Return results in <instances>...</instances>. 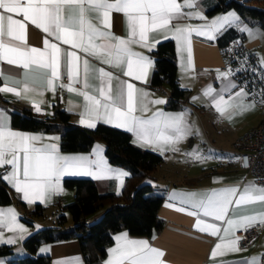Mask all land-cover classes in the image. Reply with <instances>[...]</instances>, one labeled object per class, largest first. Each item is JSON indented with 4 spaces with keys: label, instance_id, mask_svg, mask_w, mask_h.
<instances>
[{
    "label": "snow or ice",
    "instance_id": "6c2138e0",
    "mask_svg": "<svg viewBox=\"0 0 264 264\" xmlns=\"http://www.w3.org/2000/svg\"><path fill=\"white\" fill-rule=\"evenodd\" d=\"M195 7L196 0H0V61L25 70L24 81H15L20 85L19 89L5 84L0 86V93H12L19 98H28L30 92L43 95L41 88L55 93V82L66 74L70 83H61L59 86L77 92L85 102L82 115L87 119L82 118L81 124L94 128L95 121L103 119L106 123H114L116 127L135 133L138 139L148 144H175L186 138L190 131L183 124L182 114L165 115L158 110L148 119L135 114L138 110L148 111V103H165L163 99L147 101L149 94L137 89L129 81H123L120 90L113 95L111 81L114 74L103 67L96 69L102 85L98 89L99 96L90 94L86 90L89 87V61L86 58L82 61L84 90L73 87V84L81 83V52L109 67L120 68L124 76L146 83L153 62L143 53L134 51L132 46L151 51L160 42L154 35L156 33L162 34L164 39L170 38L168 33H171V38L182 46L181 50L186 48L191 66L190 36L193 32L211 40L214 39V33L225 25L240 19L234 13H229L199 27L180 23L185 18L206 19L198 11H184L185 8ZM113 13H122L126 17L127 37L117 36L112 31ZM26 22L46 34L43 49L27 45ZM241 31L248 32L249 36L255 35L247 26L242 27ZM53 40L60 43H54ZM61 44L69 45L74 51L62 50ZM261 64L264 66V60ZM33 70L40 71L44 81L42 85L29 83ZM217 72L228 83L215 95V89L211 87L204 92V95L212 97L211 104L217 112L231 118L237 111L254 106V102L245 105L240 100L248 95L243 88L225 99L223 92L237 87L228 79L234 73L231 68L223 72L217 69ZM196 99L193 97L194 101ZM34 107L37 112L41 111L38 104H34ZM39 140L40 136L13 130L6 110H0V168L4 169L0 172V181L22 194L21 198L29 204L35 201L43 203L47 196L57 193L60 190V178L64 175H90L101 179L114 171L103 166V161L99 159V145L95 149L98 159L91 161L86 156L61 155L55 144L37 147L36 142ZM191 155L201 158L198 152ZM93 163L97 165L95 172L91 168ZM116 175L120 178L127 173L116 172ZM189 196L195 197L196 194ZM186 202L203 216L227 224L223 228L224 236L220 237V242L215 244L210 254L213 259L218 255L243 251L239 244L241 237L235 235L237 230L247 231L257 224L264 225V210L255 215H239L233 211L256 202L264 204V187L254 184L247 185L242 191L229 187ZM188 215L198 216V213L188 212ZM234 216L238 218H232ZM0 227L21 234L20 239H23L22 234L27 231L18 223L17 214L12 208H0ZM194 227L211 236H220L221 233L216 223L199 218ZM228 236L232 238L226 241L225 237ZM115 239L118 244L109 250L111 258L105 264H167L163 259L164 251L150 246L146 240H129L126 233ZM0 242L14 243L15 239ZM242 264H260V261L253 257L245 259Z\"/></svg>",
    "mask_w": 264,
    "mask_h": 264
},
{
    "label": "crops",
    "instance_id": "0c3cea01",
    "mask_svg": "<svg viewBox=\"0 0 264 264\" xmlns=\"http://www.w3.org/2000/svg\"><path fill=\"white\" fill-rule=\"evenodd\" d=\"M214 3L215 0H196L195 8H185L184 11H198L206 19L185 18L180 21V23L199 27L201 25L210 24L211 21L217 17H223L228 14L226 10L209 12L208 8L214 5ZM238 17L240 18L239 21H232L230 24L225 25L224 28L230 25H236L240 29L244 26L252 29L253 33H255L254 36H249V33L244 31V44L247 47H255L256 49L260 42V34L256 23H249L246 20H242L239 14ZM14 18L23 19L21 16H14ZM26 23L27 45L43 49V39L46 34L31 23ZM173 23L175 24L176 21H173ZM112 31L117 36L127 37L126 17H124L122 13H113ZM219 32L214 33V39L211 40L208 39L207 36L196 35L195 32L192 33L190 36L192 53L191 66L188 63L186 48L181 50L182 46L178 45L177 41L173 39L176 47L178 78L181 85L188 89L183 104L177 108H169L166 106L168 88L165 84L161 87L152 86L151 74L154 66L153 63L148 70L147 82L145 83L124 76L120 68L109 67L92 56L86 57L84 53H79L81 56V83H75L73 87L84 90L82 61L86 58L89 61V72L87 76L89 87L86 90L90 94L96 95L97 97L99 96L98 89L102 85L101 78L96 69L103 67L105 70L114 74V78L111 81L113 95L120 90L123 81H129L133 83L137 89H141L149 94L147 101L156 99H163L165 101V103L158 105L148 103V111L141 112L138 110L135 113L137 116L148 119L158 110L165 115L176 116L182 114L183 124L190 130L187 137L181 139L179 142L175 144L161 143L160 145L148 144L141 141L135 133L131 132L133 139L137 143L164 155L163 162L159 164L150 175L142 179V182H149L160 188L159 190L164 193V199L159 208V214L164 219V224L159 231L151 236L132 235L126 228L117 230L114 233V240L107 247L106 254L100 264H105V262L111 258L109 250L115 248L118 244L115 237L125 233L129 240H146L149 242L150 246L164 251L165 256L163 259L167 261V264H242L245 259L250 260L253 257L257 258L260 264H264V262L260 260L264 253V229L251 245L240 246L243 251L226 253L222 256L218 255L214 259L210 258L215 244L220 242L221 236H224L223 228L227 227V224L222 221H215L211 217L203 216L202 213H199L198 209L193 208L190 203L186 202L188 199H199L203 195H209L229 187H236L241 191L249 184H254L257 187H264L262 184L256 182L252 175L240 166L239 157L235 154L233 146V141L238 135L256 126L264 116L261 115L260 118L251 125L247 124L244 122L245 120L242 119L246 116L245 110L237 111L229 118L227 115H221L216 111L215 107L211 104L212 97L204 95L205 90L209 87L215 89L213 93V95H215L221 92L228 83V80L219 77L217 69L223 72L231 68L234 73V69L226 62L222 48L217 42L216 37ZM154 35L159 40L164 39L162 34L156 33ZM168 35L171 38L172 34L168 33ZM49 39L52 40L51 37H49ZM53 42L60 43L55 40H53ZM60 46L64 51H74L69 45L61 44ZM132 47L134 51L143 53L153 62L151 52L155 47H153L151 51L137 45H133ZM0 72H2V75H0V86L6 84L7 86L17 87L19 89L20 85L16 84L15 81H24L25 70L15 65H9L6 61H0ZM115 77H119V79ZM228 79L235 83L237 87L224 91L223 95L225 99H227L229 95L234 96L240 88L244 89L246 87L235 74L231 75ZM33 82L37 86L44 83L39 70H33L30 74L29 83ZM55 83V93L46 88H41L43 95L30 92L28 98H19L12 93H0V110H6L10 120V127L15 131L40 136L41 140L36 142L37 147L49 144L57 145L59 153L64 156H86L91 161H96L98 156L95 149L96 146L99 145V159L103 161V166L111 168L114 171L113 173L106 174L105 178L101 179H96L90 175H64L59 181L60 190L57 193L47 196L43 203L35 201L29 204L21 198L22 194H18L14 190L16 195L25 202L27 208H34L37 203L47 204L46 209L54 208L58 198H60V200L71 199L74 196L75 188L65 184L64 179L66 177H91L97 181H101L103 187L106 188L109 186L110 189L120 192L124 186L126 176L118 178L116 172L128 174V169L125 166L113 164L109 161L105 153V141L101 138L95 139L92 145L85 150H64L60 146V133L58 131L23 129L13 125L9 107H27L40 115H53L58 107H63L70 111L72 121L80 123L82 118L87 119L86 116L82 115L84 113L85 104L83 97L78 95L77 92H71L68 91L66 87L61 88L59 86L61 83L64 85L70 83L66 74L62 75L61 79L57 80ZM253 88L254 90L256 89L257 97L264 96L263 83H257ZM249 92L251 93V90H249ZM2 96L5 99H1ZM193 97L197 99L194 101ZM6 98L13 101H6ZM240 100L247 105L252 99L248 94L246 97H241ZM34 104L39 105L41 108L40 112L35 110ZM99 121L104 120L98 119L95 121V124ZM111 124L114 125V123ZM83 125L87 126V124ZM194 152H198L201 158L197 159L195 155H191V153ZM91 168L94 172L97 171V165L95 163L91 165ZM3 171L4 169L0 168V172ZM189 194H196V196L190 197ZM0 208L14 209L17 214L18 223L27 229V231L22 234L23 239H20L19 236L21 234L10 232L6 227H0V241H6L9 238L15 239L14 243H10L13 252L8 255H0V264H8L10 257L30 253L23 245L24 238L33 230L46 223L42 220L44 214L34 216L31 222L25 219L23 216L24 210L16 200L8 203L0 202ZM181 208L185 210L180 211L179 209ZM261 210H264V204L260 202L244 205L239 209H233V211L238 212L239 215H255ZM188 212H197L198 216L188 215ZM101 213L102 210L97 211L91 218L97 217ZM198 218L209 223H216L221 228L220 236H211L208 233L197 230L194 225ZM232 218L238 217L234 216ZM238 231L239 230L235 232L236 236ZM231 238V236H228L225 237V240L227 241ZM42 249H45V251H41ZM37 252L49 253L50 264H88L84 257L81 244L79 240L75 238L42 242L38 246Z\"/></svg>",
    "mask_w": 264,
    "mask_h": 264
},
{
    "label": "trees",
    "instance_id": "16d2710c",
    "mask_svg": "<svg viewBox=\"0 0 264 264\" xmlns=\"http://www.w3.org/2000/svg\"><path fill=\"white\" fill-rule=\"evenodd\" d=\"M263 3V4H262ZM235 9L242 20L258 23L264 33V0H215L208 8L209 12ZM222 52L228 50L230 40L239 39L244 43L245 32L236 25H230L220 31L216 37ZM244 47L250 54L253 63L258 66L255 47ZM153 70L151 84L168 88L166 106L177 108L187 96L188 89L183 87L177 74L176 47L172 38L162 39L151 52ZM235 59L231 62L236 64ZM234 74L240 81L246 78L243 70L232 65ZM251 79L246 86L253 89L257 83H264V76L256 71H248ZM3 98V96L1 97ZM6 101L13 100L6 98ZM14 126L44 131H58L60 146L64 150H85L93 141L101 138L105 141V153L113 164L125 166L128 174L122 190L116 192L101 185L91 177H66L65 184L75 188L74 196L69 200L57 199L55 225H43L29 233L23 240V245L30 253L12 256L8 264H50L49 253H38V246L45 241L78 239L88 264H100L106 254L107 247L114 240V233L122 228L128 229L132 235L151 236L159 231L164 219L159 214V208L164 199V193L158 187L142 179L150 175L163 162L164 155L158 151L137 143L131 132L116 127L111 123L99 121L94 128L71 120V113L63 107H58L53 115H40L27 107H9ZM16 200L23 208V216L29 222L34 216L43 215L47 204L37 203L34 208H27L25 202L7 183L0 181V202L8 203ZM102 213L91 216L97 211ZM71 220V223L68 221ZM13 252L10 243H0V255Z\"/></svg>",
    "mask_w": 264,
    "mask_h": 264
},
{
    "label": "built area",
    "instance_id": "2783aa9c",
    "mask_svg": "<svg viewBox=\"0 0 264 264\" xmlns=\"http://www.w3.org/2000/svg\"><path fill=\"white\" fill-rule=\"evenodd\" d=\"M228 64L236 65L239 70H243L246 78L240 81L247 84L251 79L248 71L253 69L258 75H262L260 68L253 63L249 52L244 47V43L239 39L230 40L228 50L224 53ZM232 59L237 60L236 64L231 62ZM240 80V79H239ZM253 94V89L251 90ZM235 154L239 157L240 166L250 173L253 179L264 186V118L260 122L238 135L233 141ZM264 229V225L257 224L249 228L247 231L239 230L237 236H240V246L251 245ZM260 260L264 262V253Z\"/></svg>",
    "mask_w": 264,
    "mask_h": 264
},
{
    "label": "rangeland",
    "instance_id": "374dc122",
    "mask_svg": "<svg viewBox=\"0 0 264 264\" xmlns=\"http://www.w3.org/2000/svg\"><path fill=\"white\" fill-rule=\"evenodd\" d=\"M229 13H234L236 16H238V12L235 9H228L226 10ZM256 26L258 28V32L260 34V42L256 48V53H257V63H258V67L260 68V70L262 71V74L264 76V66H262L261 61L264 60V33L262 31L261 26L256 23ZM245 85V84H243ZM264 85V83H263ZM246 86V85H245ZM246 93L249 94V96L251 97V102L249 104H252L254 102V106L251 108H247L245 110V117H243L242 119L245 120L244 122H246L247 124H253L255 123L260 116H264V96H260L257 97V92L256 89L253 91L256 94H251L249 92L250 88H248L247 86L244 88ZM57 205L55 204L54 208H47L46 212L44 214V216H42V220L44 223H46L45 225H55L57 224V220H56V209ZM69 223H71V220L68 221Z\"/></svg>",
    "mask_w": 264,
    "mask_h": 264
}]
</instances>
